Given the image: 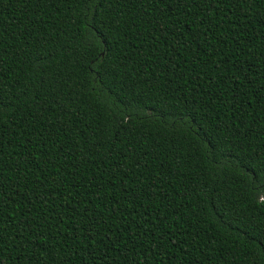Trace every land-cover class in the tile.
<instances>
[{
	"label": "trees",
	"instance_id": "1",
	"mask_svg": "<svg viewBox=\"0 0 264 264\" xmlns=\"http://www.w3.org/2000/svg\"><path fill=\"white\" fill-rule=\"evenodd\" d=\"M0 264H264V0H0Z\"/></svg>",
	"mask_w": 264,
	"mask_h": 264
}]
</instances>
